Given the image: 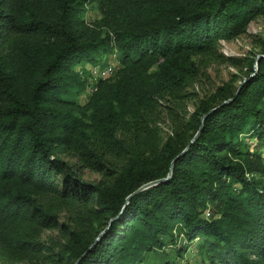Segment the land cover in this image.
<instances>
[{
    "label": "trees",
    "instance_id": "16d2710c",
    "mask_svg": "<svg viewBox=\"0 0 264 264\" xmlns=\"http://www.w3.org/2000/svg\"><path fill=\"white\" fill-rule=\"evenodd\" d=\"M259 17L264 0H0V264H143L165 248L264 264V157L248 144L264 145V52L241 87L184 103L197 59ZM113 53L119 68L91 94L95 125L122 148L109 167L78 105L84 64ZM67 149L102 178L71 171ZM50 229L61 238L42 241Z\"/></svg>",
    "mask_w": 264,
    "mask_h": 264
},
{
    "label": "rangeland",
    "instance_id": "374dc122",
    "mask_svg": "<svg viewBox=\"0 0 264 264\" xmlns=\"http://www.w3.org/2000/svg\"><path fill=\"white\" fill-rule=\"evenodd\" d=\"M85 20L89 23L96 22L100 19L99 12L92 6L86 8L82 13ZM264 17H259L253 20L246 31V33L240 35L233 40H220L218 42L217 51L221 53V57H215L212 59L202 58L197 59L199 74L195 82L186 89L188 93V99L185 100V106L188 112H192L194 107L200 102L205 100L210 95L216 92L220 87L226 86L236 89L249 77L253 76V69H256L257 57L264 52ZM117 58V55H116ZM97 64L96 62H87L84 64V74L88 77V67ZM105 65V64H100ZM75 69L79 71L80 66H75ZM89 86V80L86 88ZM93 92H84L79 97L78 109L80 110V116L86 123L87 132L90 136L91 146L95 145L98 148V153L105 165L113 167L118 162V154L122 152V148L117 146L114 142L115 137L112 134L106 132L104 128H98L92 117L93 100L91 94ZM173 99L163 101L166 106H174ZM168 108L161 107V115L159 126L164 136L171 134L174 121L171 119V115L168 113ZM118 131H122V128H118ZM249 150L255 151L258 149L264 157V145L256 146L257 140H248ZM59 157L64 159L69 169L75 172L82 180L86 182H97L102 178V174L93 166L84 162L79 154L71 149H67ZM59 222L66 223V216L61 214L59 216ZM61 237L57 229L46 230L42 236V241L51 243V240H59ZM168 259L174 264H196L195 259L191 254L185 255V259H180L169 248L163 249L161 257L151 256L146 263L143 264H159L160 259ZM26 264V263H16Z\"/></svg>",
    "mask_w": 264,
    "mask_h": 264
},
{
    "label": "built area",
    "instance_id": "2783aa9c",
    "mask_svg": "<svg viewBox=\"0 0 264 264\" xmlns=\"http://www.w3.org/2000/svg\"><path fill=\"white\" fill-rule=\"evenodd\" d=\"M102 64L105 65H100V63H97L88 67L87 72L89 77V86H87L86 90L88 89V91L94 92V90L96 89L97 82L99 80L107 79L109 77L114 76L117 69L119 68V61L116 58L115 53L111 54L108 60ZM208 215L209 213L206 212V216Z\"/></svg>",
    "mask_w": 264,
    "mask_h": 264
},
{
    "label": "water",
    "instance_id": "95a60500",
    "mask_svg": "<svg viewBox=\"0 0 264 264\" xmlns=\"http://www.w3.org/2000/svg\"><path fill=\"white\" fill-rule=\"evenodd\" d=\"M241 85H242V84H241ZM240 87H241V86H240ZM236 95H237V93H236ZM229 101H230V100H229ZM205 117H206V115L203 116L202 121L205 119ZM101 237H102V235L99 236V238H101Z\"/></svg>",
    "mask_w": 264,
    "mask_h": 264
}]
</instances>
